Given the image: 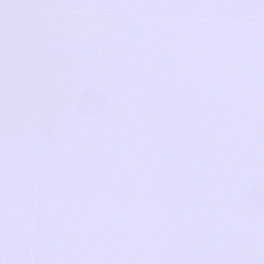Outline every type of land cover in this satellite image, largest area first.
<instances>
[{
	"label": "snow or ice",
	"instance_id": "1",
	"mask_svg": "<svg viewBox=\"0 0 264 264\" xmlns=\"http://www.w3.org/2000/svg\"><path fill=\"white\" fill-rule=\"evenodd\" d=\"M0 264H264V0H0Z\"/></svg>",
	"mask_w": 264,
	"mask_h": 264
}]
</instances>
